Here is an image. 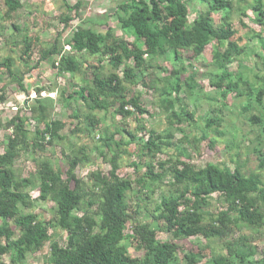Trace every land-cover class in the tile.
<instances>
[{"label":"trees","instance_id":"trees-1","mask_svg":"<svg viewBox=\"0 0 264 264\" xmlns=\"http://www.w3.org/2000/svg\"><path fill=\"white\" fill-rule=\"evenodd\" d=\"M198 1L207 11L220 12L228 33H231L234 16L245 17V8L264 18L262 0ZM60 2L66 10L61 16L65 27L72 21L69 13L73 12L79 18L80 10L86 6L79 0L74 5L69 4L68 0ZM3 5L7 20H11L22 8L19 0H3ZM114 15L120 29L130 31L134 43L118 37L109 27L104 33H99L91 24L87 29L75 28L67 42L69 55L63 54V47L57 41L40 52L39 61L57 56L58 60L52 63V68L57 75H69L71 78L84 73L83 57L97 58V65L89 67L91 81L65 95L66 100L77 96L87 110L86 115L73 116L78 123L71 134L93 139L97 134V144L92 148L81 145L63 149V169H55L48 158L40 157L35 161V172L22 178L13 169L19 154L43 152L46 145L65 142L67 138L60 135L65 125L57 120H48L46 103L44 105L48 100L45 99L35 100L36 106L29 107L31 119L37 125L33 132L26 127L29 120L18 114L4 125L10 131V136L6 138V148L0 154V260L10 255L13 257L12 264H25L28 255L36 254L49 243L46 264H178V245L157 240V231L137 219L140 204L150 202L154 187L161 185L168 176L170 189L155 205L153 212H148L150 219L162 224L161 230L173 239L202 238L209 249L208 256L200 251H188L182 255V262L254 264L251 258L256 255V248L242 233H259L264 229L263 151H256L257 166L248 173H244L240 166L233 171L219 164L196 168L174 157L157 164L160 172L155 173L154 161L157 156L164 154L165 149L175 147V144L170 143L165 135L146 130L142 125V116L149 114L143 108L140 96L128 97V87L139 84L152 91L157 96L168 127H176L187 148H191L192 142L198 140L189 139L182 126L191 127L194 114L180 95L183 88L193 92L194 85L188 80L182 84L181 76L185 68L181 63L185 52L194 57L202 54L204 43L212 34L211 27L203 15L189 23L188 7L183 0H123L117 5ZM87 21H92L94 25H106L105 21ZM238 23L245 28L240 18ZM17 32L20 29L13 26L11 35ZM19 43L22 45L20 57L29 61L33 42L24 37ZM12 44L17 47L16 42ZM262 47L264 50V42ZM169 52L174 53L169 73L160 79L149 80L154 71L162 69L158 62ZM244 52L245 48L228 42L223 55L227 59L232 55L240 57ZM103 62L110 69L107 73ZM12 66L9 57L0 63V68H4L11 81L23 89L22 76L15 75ZM227 77L224 75L222 79ZM219 80L210 79V86H217ZM244 83L251 91L253 101L247 100L243 112L247 113L253 105L264 109V86L253 89L250 83ZM231 85L227 89L231 88L234 92L239 84L234 82ZM113 107L123 119L133 118L138 129L146 132L147 139L137 138L124 129L111 134L99 129V121L93 114ZM80 119L85 123L82 126ZM247 121L251 126L264 125V121L254 115ZM213 122V118L207 119L205 127ZM116 136H120L118 141L115 140ZM131 144L136 145L137 159L131 161L129 166L136 174L145 169L134 180L118 174L120 161L124 156H131L128 152ZM209 145L213 149L215 144ZM93 152L107 160L110 170L107 173L94 170L86 181L79 179L76 170L92 163ZM179 153L187 159L190 157L187 149L180 148ZM33 191L38 192L37 201L53 205L54 216L50 221H43L31 212L22 213L34 208L35 201L30 195ZM214 194L223 199L225 209L209 210V201ZM234 231L239 236L229 238ZM57 232L65 234L64 242L57 240ZM211 243L216 244L219 251H215ZM129 248L142 253V256L132 257ZM255 264H264V258Z\"/></svg>","mask_w":264,"mask_h":264},{"label":"rangeland","instance_id":"rangeland-1","mask_svg":"<svg viewBox=\"0 0 264 264\" xmlns=\"http://www.w3.org/2000/svg\"><path fill=\"white\" fill-rule=\"evenodd\" d=\"M22 8L19 9L12 17L7 20L4 17L6 8L3 0H0V63L5 58H11L13 62L12 71L15 75L22 76V88L17 83L11 81L4 68H0V154L3 153L7 145L6 138L10 136V131L4 127L5 123L15 117L17 114L29 120L28 131L33 132L36 123L31 119L32 112L29 107L36 106L35 100L45 99L47 117L49 121L57 120L65 126L60 132L61 136L66 139L65 142H57L53 146L46 145L45 151L21 152L13 163V169L17 176L27 178L31 176L36 169V163L40 157L48 158L55 169H63L65 165L62 156L63 149L71 146L86 145L92 148L97 143V134L95 138H89L84 135H72L71 131L78 123L74 119L75 114L86 115L87 110L84 109L82 101L73 96L66 100L68 93L73 90L77 91L84 87L85 83H89L92 79L90 66L97 65V58L83 57L84 73L75 75L73 78L69 75L59 76L52 63L58 60L57 56H52L47 60H40V52L50 47L55 41L60 47H63V54L69 55L70 51L67 42L70 40L73 31L77 27L89 28L91 24L93 28L104 33L108 27L112 28L118 37L124 38L128 43H134V39L130 31L120 29L116 16L114 15L117 5L123 0H79L86 4L80 10L79 18L74 13H69L72 21L68 27L61 22V16L66 13L61 7L60 0H19ZM78 0H68L69 4L74 5ZM188 7V20L192 23L199 15H203L208 25L212 29V34L204 43V49L200 56L194 57L191 53H183L182 66L185 68L184 74L181 76L182 84L189 81L194 85L193 92L187 88H183L180 95L184 103L187 104L189 111L194 114V123L191 127L182 126V131L189 139L196 138L198 142L193 141L191 148H187L182 140V134L176 127H168L165 121V115L158 105L157 96L152 91L145 89L141 84L136 87H128V97L139 95L143 108L149 115H143L144 122L142 125L146 130H153L160 135L169 137V142L175 144L168 150H164V154H160L154 161L155 173L160 172L157 164L166 161L172 157L176 160L188 162L196 168L204 167L207 164L225 165L231 171L240 166L244 173L250 172L256 168V151L262 150L264 153V125L251 126L247 119L254 115L264 121V109L257 108L255 105L246 113L243 112V106L247 100L253 101L251 91H248L244 81L250 83L253 89L264 86V59L260 60L257 56L264 58V50L262 44L264 42V18L259 16L257 12L245 8V17L234 16L231 33L226 30L222 21L221 14L218 11H207V8L198 0H183ZM250 2V0H247ZM264 13V0H262ZM241 19L245 28L239 25L238 19ZM105 21L106 25H94L92 21ZM13 26H17L20 32L11 35ZM24 37L33 42V48L29 61H25L20 57L22 45L19 43ZM13 42L17 43V47H13ZM228 42H235L238 48H245L243 55L238 57L232 55L225 58L223 53ZM138 46H141L138 44ZM231 55V53H230ZM174 53L169 52L167 56L159 60L158 66L161 70H156L149 80L160 79L167 75L171 70ZM39 62L38 65L36 63ZM105 73L110 69L103 62ZM227 75V78L222 76ZM218 81V85L211 87L209 80ZM234 82H238L237 89L232 92L231 88ZM189 86V85H188ZM39 91V94L38 92ZM253 92V91H252ZM66 95V96H65ZM241 97H238L240 96ZM225 96V97H223ZM264 103V100H263ZM116 107L107 111H100L93 114L99 121V129L105 133H112L115 130H126L137 138L147 139L145 131H140L137 123L133 118L123 119L115 113ZM218 110L220 112H218ZM213 118V122L209 127H205L207 119ZM79 123L84 125L82 119ZM120 136H116L118 141ZM214 143V148L210 149L209 144ZM99 146V144H98ZM100 148V147H99ZM187 149L190 156L189 159L183 157L179 153V149ZM196 148V151L194 150ZM136 145L131 144L128 152L131 156H124L120 161L118 174L123 178L134 180L140 176L145 169H141L139 174L134 173V169L129 163L135 159ZM107 158L109 156L107 155ZM145 159V158H144ZM143 159V160H144ZM92 163L79 167L76 175L79 179L87 180L88 175L94 170L107 173L110 165L106 159L99 157L96 153L91 155ZM170 178L167 176L162 180L161 185L154 187L153 196L150 202L140 204L137 219L142 224H149L156 232V238L162 242H172L179 247L178 264L182 262V255L188 251L203 252L208 256V247L202 238H190L186 240H175L170 234L163 232L162 224L153 222L149 213L153 212L155 205L159 204L163 195L169 191L168 183ZM31 198L34 200V208L31 210H23V214L33 213L43 221H50L54 216V208L51 203L37 201L38 192H31ZM140 199V198H139ZM211 212L225 209V203L217 194L212 195L209 201ZM52 230L50 231V234ZM57 240L64 242L65 234L57 232ZM128 233V231H127ZM129 234V233H128ZM250 243L256 248V255L251 258L252 263H256L264 258V229L259 233L244 232ZM239 233L234 231L230 233L229 238H237ZM215 251H219L216 244L211 243ZM49 253V243L36 254L28 255L25 264H46L45 260ZM132 257H141L142 253L129 248ZM10 255L4 256L0 260V264H12ZM205 262V261H204ZM204 262L200 264H204Z\"/></svg>","mask_w":264,"mask_h":264}]
</instances>
